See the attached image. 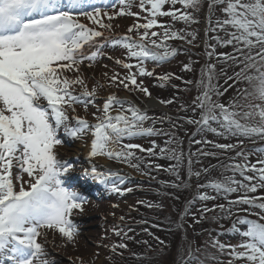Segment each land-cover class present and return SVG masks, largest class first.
<instances>
[{
    "label": "snow or ice",
    "instance_id": "snow-or-ice-1",
    "mask_svg": "<svg viewBox=\"0 0 264 264\" xmlns=\"http://www.w3.org/2000/svg\"><path fill=\"white\" fill-rule=\"evenodd\" d=\"M100 4L102 6L95 0H0V264H55L54 257L49 254L50 248H78L82 235L78 217L86 213L85 206L90 201L66 183L75 170L71 163L59 157L58 146H63L66 140L79 141L88 147L90 161L104 157L141 171V166L145 165L144 154L156 157L158 146L154 140L150 147L132 141L138 137L168 135L166 143L169 146L160 148L159 156L176 161L167 169L175 180L165 184L175 189L187 188L193 177L199 181L210 176L208 167L193 171L191 165L199 163L200 156L216 157V152L199 148L197 153H189L185 179L180 171L185 163L183 141H177L174 133L155 127L157 122L167 120L178 130L180 124L170 117H161L159 121L153 118L152 126H145L150 118L137 104L115 92L104 98L99 96V89L115 87L141 93L151 100L152 92L142 78L155 76L161 82L183 80L174 73L156 76L146 67L148 62L159 65L179 54L177 48L168 44L169 40L191 44L196 37L194 32L188 33L192 37L188 40L185 34L172 30L170 24L162 23L159 18L198 23L195 13L205 4L209 12L223 6L219 7L223 18H218L211 30L222 31L224 37L214 39L222 47L231 46L233 51L217 54L215 45L210 46L212 50L206 55L209 59L215 57L220 66L207 63L200 70L199 80L184 81L185 84L195 83L199 94L190 106L181 104L180 110L187 112L191 107L193 116L183 119L198 126L199 131L238 138L236 143L210 140H195L194 143L235 152V157L230 159L243 162L221 165L224 171L220 177L209 178L206 183H196L194 187L210 188L225 196L241 191L243 194L230 200L228 207L205 204L197 210L198 215L191 214L193 225L204 220L219 224L220 220L235 216L230 229L219 224L221 231L217 237L225 231H238L243 242L233 245L213 238L210 247L230 257L227 264H264V196L249 195L264 189V158H257L255 163L250 160L254 153L264 156V0H100ZM177 4L182 8H176ZM166 5H170L167 10ZM133 6L140 11L133 12ZM125 16L135 17L136 22L121 35L116 33L119 25L114 27V21ZM81 17L95 27L82 23ZM133 32L135 36L130 35ZM101 40L103 43L99 42ZM106 46L124 50V59H116L115 63L126 69V73L114 72L109 76L104 72L106 82L94 73L86 79L84 68L92 69L102 58L113 59L104 51ZM183 71H193L192 64H184ZM218 77H223L226 83L231 81L228 88L233 89L234 95L227 102L219 99L228 88L220 90L214 83ZM88 79L96 80L91 89ZM174 87L179 91L178 86ZM99 99L103 100L102 104L97 103ZM157 103L171 105L176 99L158 100ZM78 107H83L85 113L89 107L95 108L94 121L80 116ZM197 111L198 119L194 118ZM86 138H90V144ZM245 140L258 146L246 149ZM193 156H197L196 161ZM146 167H153L151 161ZM13 168L18 169L15 175ZM229 172L231 175L224 174ZM237 172L243 180L236 179ZM83 175L109 194L123 196L133 191L123 187L125 176L110 167H98L93 163L83 170ZM196 199L206 202L215 200L216 196L202 192ZM146 206L162 207L151 203ZM250 209L259 211L250 212ZM240 212L248 215L241 216ZM180 227L183 228V224ZM113 232L127 240L135 239L116 228ZM155 239L160 244L165 243L159 237ZM102 246L116 256H123L118 250L129 248L125 242ZM149 249L154 250L151 246ZM94 255L99 257L98 252ZM107 259L114 264L111 256ZM208 259L207 246H196L188 241L177 249L174 264H207ZM72 264L86 262L77 256ZM87 264H94V261Z\"/></svg>",
    "mask_w": 264,
    "mask_h": 264
},
{
    "label": "rangeland",
    "instance_id": "rangeland-1",
    "mask_svg": "<svg viewBox=\"0 0 264 264\" xmlns=\"http://www.w3.org/2000/svg\"><path fill=\"white\" fill-rule=\"evenodd\" d=\"M170 7V5H168ZM176 8H182L175 6ZM223 7V6H222ZM167 6H165V9ZM133 12H139L140 9L136 6H133L131 9ZM144 13H141V16H143ZM198 23L193 24H185L182 20H178L179 23L173 22L172 18L167 17H160L162 23L170 24L172 27V30L181 32L187 36L188 40H191L192 37L190 35H187L188 33L194 32L196 34L195 40L193 43L188 44L186 41L182 40H169L168 44L171 47L177 48L179 54L172 58L170 63L166 61V63H161L158 66L154 63H149V65H146L148 70L154 71L156 76L164 75V74H172L175 75L184 74L187 75L188 81H197L200 78V70L202 67H204L207 63H217L218 68L220 66V62H218L215 57L212 59H209V57L206 55L208 51H211L212 48L210 46L215 45V51L217 54L222 52H228L231 53L233 51L231 46L228 47H222L218 42L214 39L216 36L224 37V33L222 31H212L211 29L215 27L212 26L209 23V18L211 15V12L208 11L207 5H203L201 9L195 13ZM222 19L223 14L218 10L215 19ZM87 22V24L91 23L87 19L83 18ZM136 22L135 17L131 16H125V17H119L114 21V27L116 24L119 25L118 28H115L116 33L118 34H125L127 32V29L130 25ZM143 22V20H141ZM205 22V27L203 26ZM95 27V26H94ZM206 33V35H205ZM130 35L135 36V33H130ZM107 48V47H106ZM116 53L112 56L113 59L109 60L108 62H105L102 65H107V68L101 67L98 65V71L92 70H85V78L87 79L88 76H90L92 73L95 74L97 78H99L102 82H106V78L103 77L104 72H108L109 76H111L114 72H119L121 75H124L126 73V69H123L121 66L117 65L115 63L116 59H124V50L122 48H115L114 49ZM127 62H135V61H127ZM191 63L193 66V71L186 72L183 71L184 64ZM153 65V67H151ZM157 67V68H156ZM97 68V67H96ZM231 75V71L229 72ZM155 77V76H154ZM89 80V81H88ZM87 83L91 81L95 82V79H88ZM171 82V86L175 85V79L169 82H160L158 85H164L165 87H162L161 89H158V94L163 97V100L168 99H176V103L168 105L173 106L172 111H176V109L180 110V105H191L194 98L199 94L198 92V86L193 84H188L186 88H183L182 90L174 93L170 90L169 83ZM151 85L150 81L145 82V86L147 84ZM214 83H217L220 90L223 91L225 88H228V84L231 83V81L225 82V79L223 77H218L217 81H214ZM157 84V83H156ZM93 86H91L92 88ZM90 88V87H89ZM90 88V89H91ZM115 92L118 96L121 98H126L128 100L134 99L135 104L143 108L144 110L147 109L146 105L149 104L150 101L147 99L144 95L141 93H133L124 90L123 88H104L99 89V96L101 98L106 97L109 93ZM140 94V95H139ZM234 95V91L231 88H228V91L225 92V94L222 97H219L221 102H227L231 99V97ZM138 98V99H137ZM103 100L99 99L97 101L98 104H102ZM96 109L93 107H89L87 113L84 112L83 107L78 109L79 115L83 117H86L90 122L94 121L92 113L95 112ZM150 112V113H148ZM147 112V115L151 116V120L146 122L145 126H152V119L155 118L157 121H159V118L161 117H167L163 111L157 110L155 108L149 109ZM151 112H154L151 113ZM177 112V111H176ZM181 116L186 114L185 116H193V113L191 111V107L188 108L187 112L180 110ZM194 118H199V111H197ZM174 121V120H172ZM179 124L178 121H175ZM195 128L198 130V126L194 125ZM216 126V125H215ZM155 127L157 129L163 130V132H172V124L167 122V120L163 123L157 122L155 124ZM191 128H185L187 131H191V134L193 131H197L196 129ZM159 136V138L155 139L152 137H138L134 139L132 142L143 144L145 147L151 146V141H155L157 147V153L158 155L156 157H149L145 154V165L141 166V171H136L132 168L127 167L126 165L120 164L116 161H110L107 158L104 157H98L94 160L88 159V152L89 148L86 147L84 144H82L79 141H71L66 140L67 144H65V150H67V162L71 163L74 166V172L67 178L66 183L69 181L71 184L69 186L76 188L77 190L81 191L83 194L88 193V188H96V196L94 199L91 200L88 205H86V213L83 216L78 217V223L82 229V235L80 244L77 249H73L71 246H68L67 248H55V249H49V254L51 257H54L55 264H72V260L75 259L77 256H81L84 258L86 264L89 261H94V264H112L107 257L111 256L112 253L109 251V248L103 247L102 245H109L110 241L112 240V237L115 235L113 232V229L115 226L121 225V223L128 224V223H139L143 224L145 228L148 229L147 232L144 231V229H138L143 236H145L148 240L151 236L149 234H153L154 232L152 229H155L156 227H161L160 234H154V236L159 237L160 240H163L165 243L162 247H160L155 253H149L146 251V257L147 259L142 260V262H139V260H135L134 258L132 260H125V259H117L120 264H174V261L177 260V249L182 248L186 242L191 241L196 246H207V254H208V261L207 264H227V261L230 259L226 254L220 253L219 251L212 249L210 247V241L213 238H219L221 242L227 243V244H239L243 242V236L238 231H225L223 235H220L217 237V233L221 231L219 224H222L224 226V229H230L232 227V223L235 220V216H233L231 219L226 220H220L219 224L213 223L210 220H204L199 224L193 225V219H192V213H197V210L202 208L205 204L208 207H212L214 204H224L226 207L229 206L230 200H235L239 195L243 194L241 192H235L230 193L227 196H225L223 193H216L212 189L209 191L208 189H199L194 187V185L197 183V180L195 177L192 178L191 186L187 188H180L175 189L168 187L165 183L162 185L156 187H150L147 190H144L143 188H139L137 186H128L127 183L123 185L125 188H132L133 191L126 193L123 196L117 195V194H109L102 186L98 185L97 183L93 182L90 178H87L83 175V170L90 168L91 164L95 163L98 167L103 166L104 168H113V170H119L122 175L125 176V178H132L133 184L136 181H144L147 179V177L143 174L144 171L149 170L150 168L146 167V164L149 161H153L154 158H162L161 165L169 167L171 162L173 164L176 163L174 160H170L167 158V156H159V149L168 147L169 145L166 143L170 136L168 135H156V137ZM190 135L188 133H182L179 136H176V140H182V150L185 154L189 153H197L189 151V143L187 142L189 140ZM204 138V139H203ZM219 141L223 143H236L237 139L236 137H222L219 136ZM89 141L90 144V138H86ZM200 139L202 140H208L207 137L201 136ZM164 142V143H163ZM247 142L245 144L246 149H251L254 147H257L258 145L254 146L249 141L245 140ZM73 148L78 149V152H76ZM193 148V147H192ZM194 149V148H193ZM70 151H73L72 153ZM85 151V152H84ZM221 151V150H219ZM224 152V151H223ZM231 153L232 156H235V152H228ZM223 157V155H227V152H224L223 154H218L217 157L220 159V157ZM213 160L215 157H211ZM257 158H264V156H260L259 153H254L250 156V160L252 163L256 162ZM199 159V158H198ZM197 160V156H193V161ZM220 160H223L222 158ZM186 165H184L181 168V175L187 179V170H188V163L187 159H185ZM233 162H243V161H234ZM208 159H199V163H193L191 165L193 171L199 170L203 167H208L209 165ZM232 162V163H233ZM229 164V162H226ZM111 165V166H109ZM183 171V172H182ZM224 171V170H223ZM223 171H219V174H214V178H218L221 176ZM18 172V169L13 168V174L15 175ZM227 175H231L229 172ZM236 179L243 180V177L237 172L235 174ZM161 177L165 180L164 182H168L171 177L175 178L174 175L170 174V172H165V169L161 175ZM25 178L27 176L25 175ZM204 179V183L207 182V180L210 178L202 177ZM69 179V180H68ZM149 181L151 178L148 179ZM154 180V179H153ZM147 182V181H146ZM200 182V180L198 181ZM201 182V183H203ZM148 183V182H147ZM150 184V183H149ZM165 189V191H163ZM152 192L151 194L154 196H147L144 195V192ZM202 192L210 193V196H216L215 200H209V201H200L196 199V196ZM249 195L254 196H264V189H260L257 191V193H249ZM175 197H179V199H175ZM193 200H195L193 202ZM140 201H143L144 203H139ZM191 202V203H190ZM153 204V205H162V207H147V204ZM113 205H118V207H114ZM237 207H247V206H237ZM233 211H236V208L233 209ZM250 212L252 211H259V209H250ZM114 213V215H113ZM153 214V215H152ZM218 216L220 215L219 210H217L216 213ZM212 214L209 213V216ZM239 215L246 216L247 213L240 212ZM123 216L124 220L121 221L120 217ZM162 217V219H159V217ZM183 217V218H182ZM250 219H255L254 216H248ZM157 219V220H155ZM147 221V223H143ZM164 224V225H163ZM183 224V228L180 227V225ZM189 225H193L189 227ZM119 227V226H118ZM136 229V227H132ZM164 228V229H163ZM138 232V233H140ZM102 237H106L105 239H102ZM113 242V241H112ZM118 242H125L129 245L128 250H123L126 254L130 255V257H126V259H130L131 257H134V249L137 246V241H130L122 239V236H118L116 239V243ZM97 245H101L100 247H97ZM122 251V250H121ZM99 253V257H95V253ZM215 257L213 260L212 257ZM119 257V256H118ZM71 258V259H70ZM114 262V261H113ZM118 262H114V264H119ZM235 264H241V262H235Z\"/></svg>",
    "mask_w": 264,
    "mask_h": 264
},
{
    "label": "trees",
    "instance_id": "trees-1",
    "mask_svg": "<svg viewBox=\"0 0 264 264\" xmlns=\"http://www.w3.org/2000/svg\"><path fill=\"white\" fill-rule=\"evenodd\" d=\"M188 76H189V74H187ZM187 75H182V74H179V76L178 77H182L183 78V80H177V81H179L178 83L179 84H177V82H175V85L176 86H178V88L179 89H183V88H186L184 85H183V83H184V79L185 80H187ZM176 91L178 92V90H177V87H176ZM180 91V90H179ZM166 99H168V98H166ZM185 128H189V126H185ZM193 129V128H192ZM186 132H187V130H185ZM206 132V130H204V131H198L197 132V134H196V136H195V138L193 139L194 141L195 140H200V137H201V135L203 134V133H205ZM189 135L191 134V131H188L187 132ZM211 134H213L212 132H211ZM219 137H217V139H218ZM218 141V143H220V141L219 140H217ZM247 142H245V144H246ZM209 149L210 150H215V152L217 153L218 151H219V149H215V148H213L212 146H209ZM225 159H227V157L225 156L224 157ZM199 159H203L202 157H200ZM206 159H208V163L206 162V164L207 165H209L208 166V168L210 169V171H212V172H216L217 171V168H219V170H222L223 168H221L220 166L221 165H226V162H222V160L220 161V159L216 156V158L213 160L212 158H210V157H208V158H206ZM206 179V178H205ZM142 247H140V249H141ZM128 257H130V256H128ZM136 259V257L134 256V257H131L130 259H127V260H132V259ZM139 260V262H142L140 259H138Z\"/></svg>",
    "mask_w": 264,
    "mask_h": 264
},
{
    "label": "bare ground",
    "instance_id": "bare-ground-1",
    "mask_svg": "<svg viewBox=\"0 0 264 264\" xmlns=\"http://www.w3.org/2000/svg\"><path fill=\"white\" fill-rule=\"evenodd\" d=\"M150 104H154L153 102H151ZM76 152H78V149H75V148H73ZM71 153L73 152V151H70ZM85 152V151H84ZM60 153H62V152H60ZM66 153V152H65Z\"/></svg>",
    "mask_w": 264,
    "mask_h": 264
}]
</instances>
